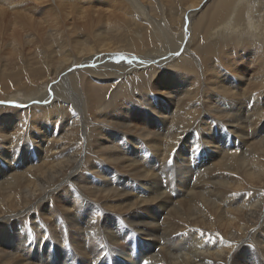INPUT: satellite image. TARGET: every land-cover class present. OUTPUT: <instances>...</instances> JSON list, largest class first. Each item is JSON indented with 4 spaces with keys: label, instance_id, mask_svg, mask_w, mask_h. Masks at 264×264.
Instances as JSON below:
<instances>
[{
    "label": "bare ground",
    "instance_id": "1",
    "mask_svg": "<svg viewBox=\"0 0 264 264\" xmlns=\"http://www.w3.org/2000/svg\"><path fill=\"white\" fill-rule=\"evenodd\" d=\"M12 1L0 7V264H264V28L253 35L251 13L250 29L235 22L243 0L188 2L180 35L137 0L135 26L119 0H44L43 19ZM102 22L123 33L105 40ZM80 32L100 43L77 49ZM46 46L72 56L42 79ZM131 92L167 114L164 133L133 119Z\"/></svg>",
    "mask_w": 264,
    "mask_h": 264
},
{
    "label": "rangeland",
    "instance_id": "2",
    "mask_svg": "<svg viewBox=\"0 0 264 264\" xmlns=\"http://www.w3.org/2000/svg\"><path fill=\"white\" fill-rule=\"evenodd\" d=\"M1 1H4V0H0V7L3 5L4 6V3L3 2H1ZM7 2H9V0H6ZM10 1H12V0H10ZM19 1H21V3H19ZM41 1V2H40ZM42 1H44V0H38V2H35L34 0H13L12 2H15V3H19L20 4V6H19V9H22V10H25V9H31L32 10V13H33V18H37V19H43L44 17H46V15H47V12H49L50 11V9L48 10L47 8H46V6L45 5H41V6H39V3H42ZM121 1V3H120V8H116V14H121V15H128V16H126V19H127V21H129V20H131V24L132 25H134L135 26V23L136 22H138V21H136V19H134L133 17H134V13H135V10H134V8L132 7H130V0H129V2H128V0H119V2ZM137 1H139V2H141V3H143V4H145L146 6H147V8L150 10V14L152 13V11H151V8H152V10H153V13H154V15H156V14H158V13H160L161 11L162 12H165V14L169 17L168 18V20H169V22L170 23H172V21H173V26H174V28H175V30L174 31H176V32H178L177 34L178 35H180L181 34V28H180V15L182 14V12H183V10H184V8L187 6V3L188 2H191V1H194V0H168L166 3H165V1L164 0H137ZM213 1H215L214 3H216V2H218V1H220V0H212V2H209L207 5H211L212 3H213ZM29 2V3H28ZM24 3V4H23ZM30 3H32V4H30ZM28 6H27V5ZM114 4H115V1H113L112 2V4H111V6H113L114 7ZM243 7L240 9V11H239V13L240 14H243L244 13V18H245V20L243 19V17H242V19L240 20V21H235V22H242L241 24H242V26L241 27H243V28H248V29H250V26L248 25V23H247V21H248V18H247V15L249 14V13H251L252 14V16H253V19H254V21L256 22V25L258 26V29H257V31L256 32H254L253 33V35H255V36H257L258 35V33L260 32V31H262L263 30V28H264V0H243ZM149 5V6H148ZM162 5V6H161ZM206 5V6H207ZM31 6V7H30ZM35 6V7H34ZM151 6V7H150ZM161 6V7H160ZM203 7V5L199 8V9H197L198 11L201 9ZM24 8V9H23ZM36 9V10H35ZM6 10H7V8H6ZM39 10V11H38ZM42 10H44V11H42ZM195 9H193V11H194ZM192 11V10H191ZM204 11H205V8H204ZM204 11H202L201 13H199V14H197V20H201V21H203V23H206L207 22V20L208 19H205V17L203 18V19H201L200 18V15L201 14H204ZM10 12V11H9ZM21 12H23V13H26V12H24V11H21ZM43 12H44V14H43ZM11 13V12H10ZM35 15V16H34ZM42 15V16H41ZM136 22H135V21ZM139 20V19H138ZM143 23H145V24H149L146 20H142V19H140ZM167 20V19H166ZM14 21H15V19H14ZM140 21V22H141ZM147 22V23H146ZM162 23V26H164V21H161ZM169 22L168 21H166V23L167 24H169ZM137 24V23H136ZM188 25L189 26V19H188V17H185V24H184V27H185V25ZM119 25V24H118ZM247 25V26H246ZM112 26L113 25H111V24H106V23H104V22H102L101 23V25H100V27H99V31H101L102 33H103V35H102V37L103 38H105V40H107V39H109V40H112V39H114L115 38V35H119V36H121V34L123 33L122 31L121 32H118V33H111L112 32ZM149 26H150V24H149ZM241 27H239V26H232L231 28L234 30V29H236V28H241ZM211 28V27H210ZM120 30V29H119ZM185 30V29H184ZM185 32H187L186 30H185ZM236 32H238L237 30H234V31H232V33L233 34H235ZM180 33V34H179ZM80 35V36H79ZM88 36V33L86 32V33H84V32H80L79 34L77 33V35H75L74 33H73V40H72V43L75 45V47H77V49L80 47V43L81 44H85V43H88V40H91V42H92V44H95V46L97 47L98 46V43H100L98 40H99V38L96 36V33H94L92 36H90V37H87ZM187 37V36H186ZM77 38H80L81 40V42L79 43V40L77 39ZM124 38V37H123ZM123 38H122V40H123ZM187 39V38H186ZM247 38H245V37H243V39L242 40H246ZM242 40H240L239 41V43L242 41ZM124 41H125V38H124ZM124 41H121V42H124ZM228 43H235V41H233V40H229L228 41ZM238 43V44H239ZM236 44V43H235ZM39 49H41V50H44L45 52H49V53H51L52 52V55H53V59H52V55L51 54H49V57H48V59H47V57L45 58V63H42V64H40V67H41V69L43 70V77H42V79H45L46 77H49V76H47V74H50V73H53V72H55V70H56V68L58 67V65H59V62H60V60L64 57V58H68V57H71L72 55H71V46H69L67 49L65 48V49H58V48H55L54 49V47H49V46H46V47H39L38 49H35V53L37 54L38 52H36V50H39ZM196 51H197V49H194V48H192V49H190V52H191V57H194L195 59H197V61H198V58L200 59V57H199V55H196ZM45 52H44V54H45ZM12 53L13 52H11L10 50H7V57H9V58H11V56H12ZM195 55H194V54ZM4 62H5V58H2V59H0V65L2 66L3 64H4ZM184 63L186 64V65H188L189 63L188 62H185L184 61ZM149 64H152V63H149ZM243 66V65H242ZM81 71V70H80ZM80 71H78V72H80ZM68 72H69V70H67V71H65L63 74H68ZM78 72H77V77L79 78H77L78 80H77V82H78V84H80L81 83V81H82V79H83V77H85L86 75H87V73H85V72H80L79 73V75H78ZM61 79V77H59L58 79H57V81H59ZM160 81H153V86L151 87L152 89H154V90H156V88H155V85L156 84H158ZM110 83H112V82H106L105 83V85H106V87H107V91H108V89L111 87V84ZM51 84V83H50ZM50 84H49V86H50ZM113 84V83H112ZM42 87H44V85H42ZM107 93V92H106ZM131 94L134 96V98L136 99V101H137V98H136V96L131 92ZM108 95L106 94V97H107ZM111 101H115V102H117L118 101V99L117 98H115V97H112L111 98ZM51 103V102H50ZM86 104H84V106L81 108L82 110H83V112L85 113V115H91L92 114V109H91V107H90V105H88V102H85ZM49 104V103H48ZM86 105V106H85ZM149 105H147L143 100H141V102H136L135 104H134V106H132V111L131 112H133V110L135 111V113L134 114H138V115H136V116H134L133 117V119L136 121V122H138V123H141L140 125H143V126H145L144 128L145 129H147L146 127H149V130H152L153 129V131L154 132H160L161 131V133H164V129L166 128V125H165V121L164 120H162V118H161V116H166L167 114L166 113H164L163 111H161L160 113L161 114H164V115H161L158 111H156V110H154V109H152V107L151 106H149ZM42 107H44V106H42ZM141 107V108H140ZM17 108L18 107H14L13 106V108H7V110L10 112V113H13L15 110L17 111ZM146 109V110H145ZM12 110V111H11ZM151 110V111H150ZM149 111V112H148ZM158 114H160V115H158ZM166 114V115H165ZM156 115V116H155ZM65 116H66V120H68V118H67V114H65ZM158 118H160V119H158ZM170 116H168V120H167V122L170 124ZM159 120V121H158ZM157 122V123H156ZM164 122V124H162ZM147 125V126H146ZM162 127H161V126ZM109 126H112V124H109ZM156 127V128H155ZM161 128V129H160ZM148 130V129H147ZM159 130V131H158ZM163 131V132H162ZM130 134H133V133H130ZM134 135H136V134H134ZM136 136H138V135H136ZM250 138H251V141L253 140L254 141V137L253 136H250ZM163 140V139H162ZM250 140V139H249ZM185 141H183V143H184ZM93 144V143H92ZM29 149L30 150H32V148H33V146H34V144L32 143V142H30L29 144ZM32 146V147H31ZM176 148H178V153H182V154H185V152H187L186 151V149L185 150H183L182 149V146H179V144L176 146ZM160 150V149H159ZM162 151H163V148L161 147V150H160V152H158V153H162ZM174 152V151H173ZM203 154V152H198V153H196V154ZM12 154V153H11ZM17 154V153H16ZM24 153H18L17 155H15L18 159H20V160H22L23 158H26V156L25 155H23ZM135 154V153H134ZM134 154H131L132 156H134ZM207 155V154H206ZM135 156L136 157H145V155L144 154H142V153H138V154H135ZM196 156H198V157H200V155H196ZM174 157V156H173ZM173 157H171V158H169L166 162H165V164H167V163H169L172 159H173ZM202 157V156H201ZM11 159L12 160H14L13 159V156L11 157ZM145 159H146V157H145ZM14 162V161H13ZM5 163V162H4ZM160 163H162V162H160ZM15 162H14V167H15ZM8 167V163H5V165H4V168H7ZM13 167V168H14ZM63 180H65V179H63ZM67 180L68 179H66L64 182H62V183H60L59 184V186H62V188L67 184ZM61 188V187H60ZM79 194H80V191H82L83 192V190L79 187ZM60 191V190H59ZM53 198L54 199H56L54 196H53ZM77 219V218H76ZM78 219H80V217L78 216ZM77 219V220H78ZM80 221H82V219H80Z\"/></svg>",
    "mask_w": 264,
    "mask_h": 264
},
{
    "label": "water",
    "instance_id": "3",
    "mask_svg": "<svg viewBox=\"0 0 264 264\" xmlns=\"http://www.w3.org/2000/svg\"><path fill=\"white\" fill-rule=\"evenodd\" d=\"M15 105H16V104H13V103L11 104V106H15Z\"/></svg>",
    "mask_w": 264,
    "mask_h": 264
},
{
    "label": "crops",
    "instance_id": "4",
    "mask_svg": "<svg viewBox=\"0 0 264 264\" xmlns=\"http://www.w3.org/2000/svg\"><path fill=\"white\" fill-rule=\"evenodd\" d=\"M229 1V0H228ZM242 8V7H241ZM244 16V13L242 14Z\"/></svg>",
    "mask_w": 264,
    "mask_h": 264
}]
</instances>
